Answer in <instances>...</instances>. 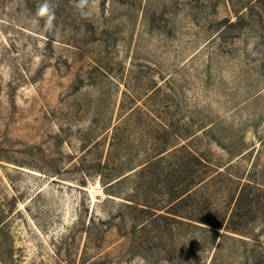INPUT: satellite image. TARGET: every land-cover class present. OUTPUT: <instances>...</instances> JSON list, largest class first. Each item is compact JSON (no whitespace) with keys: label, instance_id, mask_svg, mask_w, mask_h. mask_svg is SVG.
<instances>
[{"label":"rangeland","instance_id":"rangeland-1","mask_svg":"<svg viewBox=\"0 0 264 264\" xmlns=\"http://www.w3.org/2000/svg\"><path fill=\"white\" fill-rule=\"evenodd\" d=\"M50 2L47 31L43 0H0V264H264V212L141 230L129 207L164 204L183 144L224 172L211 207L264 186V0Z\"/></svg>","mask_w":264,"mask_h":264},{"label":"trees","instance_id":"trees-1","mask_svg":"<svg viewBox=\"0 0 264 264\" xmlns=\"http://www.w3.org/2000/svg\"><path fill=\"white\" fill-rule=\"evenodd\" d=\"M225 24L228 28L236 27L240 24V19L235 22L226 20ZM186 149L187 146L184 144L179 148H174L173 152L179 155L177 167L182 168L183 172L181 175L171 172L176 175V178L167 192L164 204H160L161 206L135 202L129 204V207L143 211L146 214V218H142L139 223L141 230H146L159 220L157 228L161 226L160 222L162 221L165 224H172L171 221H175L188 227H205V225H208L239 233L238 231L247 225L246 217L249 214L256 217L257 214L264 212V186L251 180L246 182H242L241 179L234 180L239 185L238 190L231 197V205L226 211L218 210L219 207H211L209 203L207 204V201H209L207 199L208 195H206L207 192L203 191L209 187L211 182L224 175V172L215 165H204L205 159L201 155L193 152L190 156L184 154L183 152ZM160 153L154 155L152 160L149 159L145 165L152 167L155 164L163 163L160 160L164 156ZM105 165H108L107 161L98 162L97 171L102 173ZM192 167H194V170L189 174L188 171ZM212 168H216V170ZM173 170L175 172V169ZM132 229L134 233L140 231L135 226ZM256 241L258 242L260 239L256 238ZM182 252H185L184 249H182Z\"/></svg>","mask_w":264,"mask_h":264},{"label":"clouds","instance_id":"clouds-1","mask_svg":"<svg viewBox=\"0 0 264 264\" xmlns=\"http://www.w3.org/2000/svg\"><path fill=\"white\" fill-rule=\"evenodd\" d=\"M89 0H76L74 6L79 11L82 17L89 16L88 8ZM54 4L50 2V0H43V3L40 4L37 10V17L44 19V28L47 31H52L55 28L54 21H55V11H54ZM34 23L37 25L39 24V20H35Z\"/></svg>","mask_w":264,"mask_h":264}]
</instances>
